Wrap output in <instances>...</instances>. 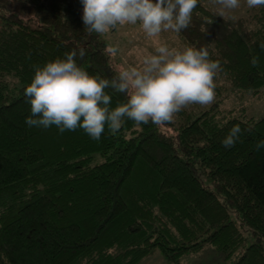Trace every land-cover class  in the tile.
Masks as SVG:
<instances>
[{"label": "trees", "instance_id": "obj_1", "mask_svg": "<svg viewBox=\"0 0 264 264\" xmlns=\"http://www.w3.org/2000/svg\"><path fill=\"white\" fill-rule=\"evenodd\" d=\"M207 1L193 10L206 28L190 23L176 35L219 62L218 102L228 89L261 97L264 5L227 18ZM82 10L79 0H0V264H141L158 251L181 264L207 247L235 264H264V149L255 150L264 117L215 102L159 126H106L99 141L79 128L61 134L25 124L24 90L38 67L75 51L89 75H118ZM105 92L112 108L127 100ZM237 124L240 140L225 149L221 141Z\"/></svg>", "mask_w": 264, "mask_h": 264}, {"label": "clouds", "instance_id": "obj_2", "mask_svg": "<svg viewBox=\"0 0 264 264\" xmlns=\"http://www.w3.org/2000/svg\"><path fill=\"white\" fill-rule=\"evenodd\" d=\"M223 10H234L240 0H215ZM83 6L85 29L106 34L117 26L137 25L149 38L162 32L180 33L192 19L198 0H79ZM249 8L264 5V0H246ZM107 51L115 56L116 47ZM82 58L83 50L79 52ZM76 52L66 54L38 67L24 96L30 104L28 127L48 129L55 126L59 133L82 129L90 139L99 141L105 127L117 132L126 120L137 125H163L188 105H208L214 99V77L220 70L218 61L211 60L206 49L185 48L183 51L161 43L154 54L143 58L142 67L119 71L111 81L97 79L78 66ZM111 87L127 96L125 103L110 107ZM242 130L234 125L221 141L231 149L240 140ZM264 149L259 140L255 150Z\"/></svg>", "mask_w": 264, "mask_h": 264}, {"label": "rangeland", "instance_id": "obj_3", "mask_svg": "<svg viewBox=\"0 0 264 264\" xmlns=\"http://www.w3.org/2000/svg\"><path fill=\"white\" fill-rule=\"evenodd\" d=\"M206 6L213 9L218 15H224L225 17L240 18L247 16L245 12H251L252 8H249L246 4V0H240V6L234 10H223L215 0H208ZM207 19L201 14L194 12L192 13L191 24H202V28L205 29ZM215 30H213L214 32ZM103 41L109 47H116L118 52L115 56H111L112 63L117 69L122 70L129 67H142L143 58L150 54H154L155 47L159 44H167L170 48H175L177 50L183 51L185 49L184 44L181 42L180 38L175 32L165 31L162 32L156 38H149L145 35L142 29L137 25H125L117 26L115 29L110 30L106 34H100ZM225 98L218 102V99L214 98L208 105H198L192 104L188 105L183 109L188 110H201L208 108L215 102H218L220 110H237L239 115L244 113L242 108L245 107L246 118H253L255 120H260L264 117V93L261 97H254L249 94H244L242 92L234 91L228 89L225 93ZM208 185V182H206ZM209 186V185H208ZM232 217L235 221H239L236 214L232 211ZM244 234L248 238V244L253 242V236L247 233L243 229ZM237 257L231 261H225L224 256L211 247L205 248L200 253L188 254L186 255L181 264H235ZM141 264H171L162 256L158 251L153 256L146 258Z\"/></svg>", "mask_w": 264, "mask_h": 264}]
</instances>
